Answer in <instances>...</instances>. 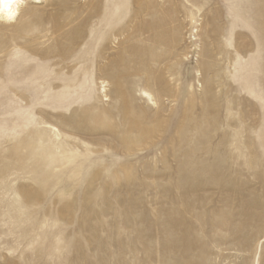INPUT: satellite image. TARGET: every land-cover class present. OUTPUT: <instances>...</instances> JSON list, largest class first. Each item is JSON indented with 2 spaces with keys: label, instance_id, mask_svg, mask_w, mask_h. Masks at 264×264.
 <instances>
[{
  "label": "rangeland",
  "instance_id": "1",
  "mask_svg": "<svg viewBox=\"0 0 264 264\" xmlns=\"http://www.w3.org/2000/svg\"><path fill=\"white\" fill-rule=\"evenodd\" d=\"M257 259L264 0H27L0 21V264Z\"/></svg>",
  "mask_w": 264,
  "mask_h": 264
},
{
  "label": "clouds",
  "instance_id": "2",
  "mask_svg": "<svg viewBox=\"0 0 264 264\" xmlns=\"http://www.w3.org/2000/svg\"><path fill=\"white\" fill-rule=\"evenodd\" d=\"M25 0H0V21L11 20Z\"/></svg>",
  "mask_w": 264,
  "mask_h": 264
},
{
  "label": "bare ground",
  "instance_id": "3",
  "mask_svg": "<svg viewBox=\"0 0 264 264\" xmlns=\"http://www.w3.org/2000/svg\"><path fill=\"white\" fill-rule=\"evenodd\" d=\"M25 1H27V0H25ZM39 1V0H38ZM25 3V2H24ZM23 6V5H22ZM22 6L19 8V9H17V12H16V15L11 19V20H4L5 21V23H13V22H15L17 19H18V16H19V14H20V11H21V9H22ZM147 94V93H146ZM258 262H259V260L257 259V263L256 264H258Z\"/></svg>",
  "mask_w": 264,
  "mask_h": 264
}]
</instances>
